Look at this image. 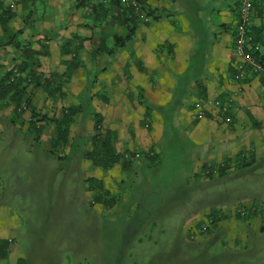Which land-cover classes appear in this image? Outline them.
Returning a JSON list of instances; mask_svg holds the SVG:
<instances>
[{
	"label": "crops",
	"instance_id": "obj_1",
	"mask_svg": "<svg viewBox=\"0 0 264 264\" xmlns=\"http://www.w3.org/2000/svg\"><path fill=\"white\" fill-rule=\"evenodd\" d=\"M37 1L0 0V74L20 57V50L12 44L14 31H18L19 40L29 42L38 51V69L45 75L55 74L60 82L53 94L40 86L35 89L32 98L40 114L60 116L65 107L81 108L74 115L68 143L64 144L69 149L76 135L85 133L79 123L84 113L82 106L63 100L74 83L92 86L90 93L103 92V100L109 104L111 98L104 91L114 93L120 102L116 106L122 109L136 103L139 113L133 123L145 127H131L128 109L127 120L123 115L116 120L99 114L103 133L109 130L113 134L114 148L133 151L134 157L131 168L126 169L121 163L99 166L101 169L94 170L101 175L94 178L107 180V170L114 167L119 177L111 180L116 184L118 180L124 181V171L131 169L139 174L147 168L150 161L144 153L150 151L155 160L163 146L161 126L166 120L174 134L181 133L183 128L196 142L200 141V152L193 153L194 180L211 179L205 173L206 165L210 167L208 173L216 171L212 167L218 164L225 165L227 160L228 173L233 168L249 166L264 155V80L254 73L240 81L233 79L236 0H145L144 8L130 16V20L116 5L107 4L106 10L95 14L77 8L75 0H46L43 5H37ZM253 3L250 30L253 36L261 38L254 48L264 50V0ZM129 24L135 27L133 35L125 44H116L115 35L128 33ZM109 61L113 67L108 68ZM93 62L101 72L99 80L94 79L96 91L93 82L80 81L87 75L82 69L91 68ZM231 97L234 102L229 106ZM198 101L205 108L203 117L197 115ZM29 114L25 109L20 117H13L11 107H3L0 125L10 123V130L16 127L28 130ZM96 114L87 117L92 120L91 128L87 129L88 145L94 134ZM47 120H40L43 128L39 136L45 139L49 150L54 122ZM212 141L219 144L215 147ZM88 145L80 148L82 157L92 150ZM261 210H249L246 222L262 216ZM259 227L264 229V223Z\"/></svg>",
	"mask_w": 264,
	"mask_h": 264
},
{
	"label": "rangeland",
	"instance_id": "obj_2",
	"mask_svg": "<svg viewBox=\"0 0 264 264\" xmlns=\"http://www.w3.org/2000/svg\"><path fill=\"white\" fill-rule=\"evenodd\" d=\"M82 73L87 75L80 81L93 82L98 90V64ZM91 87L74 83L64 95V102L84 111L79 123L85 133L76 135L70 149L61 145L53 153L40 133L1 123L0 236L10 239L11 252L0 264H17L19 257L21 264H264L259 227L264 223V155L220 177L194 180L193 153L200 152V141L183 128L174 134L166 120L154 163L139 174L124 171V181L116 184L111 179L119 173L111 167L107 180L90 188L87 179L100 176L94 169L101 165L81 156L92 126L87 117L98 113L127 120L129 110L131 127L145 128L133 123L136 103L122 109L114 93L104 91L109 104L103 92L90 93ZM108 187L114 203L106 208L97 196ZM239 208L262 209V216L246 222L247 215L237 217Z\"/></svg>",
	"mask_w": 264,
	"mask_h": 264
},
{
	"label": "trees",
	"instance_id": "obj_3",
	"mask_svg": "<svg viewBox=\"0 0 264 264\" xmlns=\"http://www.w3.org/2000/svg\"><path fill=\"white\" fill-rule=\"evenodd\" d=\"M141 6V10L144 8L145 0H138ZM253 1V0H252ZM116 5L122 9V14L126 19L130 20V16H135V12L131 8L123 7L118 0H109L105 3L102 0H75V6L77 8H85L94 11L98 14L101 9H107L105 5ZM254 5V3H253ZM120 9V10H121ZM128 33L125 35H115L116 44H125L127 40L133 35L134 26L129 24ZM251 32V30H250ZM252 33V32H251ZM253 35V34H252ZM261 40L257 35L253 36V44L251 46V51L254 57L261 63L264 64V50L254 48L255 42ZM13 47L20 50V57L15 60L13 66L3 73L0 74V109L6 106H10L12 110L13 117H20L25 109L29 110L28 130H31L36 135L39 134L43 128V124L39 123L40 120H47L54 122V133L51 138V147L49 148L51 152L55 153L54 149L58 146L68 143V135L70 127L75 120L74 115L81 111L78 106L65 107L62 110L60 116L49 117L46 113L40 114L33 102V94L35 89L43 87L46 89L48 94H53L59 89V81L55 74L45 75L38 68L40 63L37 58L38 51L27 41L15 40L12 41ZM264 38L262 39V43ZM264 80V76H262ZM101 118L99 114H96V120L94 121V134L91 139L92 150L86 152V156L92 160L95 165L101 166H113L115 163H121L126 169L131 168L134 157V152L130 150L117 151L113 146V134L109 130L103 133L100 126ZM54 148V149H53ZM145 157L149 159L150 164L154 160L153 154L150 151L144 153ZM225 161V165H220L212 167L217 169L216 171L206 172L207 168L205 166V173L208 177L212 178L215 175H225L228 162ZM218 172V173H217ZM90 188L94 187L96 178L89 177ZM105 205L111 206L114 203L113 196L110 195V190L106 189V192L102 195L97 196L98 199L102 198ZM237 217L242 214L236 212ZM10 239L0 236V260L6 259L9 254ZM21 264L20 257L17 259V264Z\"/></svg>",
	"mask_w": 264,
	"mask_h": 264
},
{
	"label": "built area",
	"instance_id": "obj_4",
	"mask_svg": "<svg viewBox=\"0 0 264 264\" xmlns=\"http://www.w3.org/2000/svg\"><path fill=\"white\" fill-rule=\"evenodd\" d=\"M107 3L109 0H102ZM123 7L131 8L134 12H138L141 8L138 0H118ZM238 22L235 30V50L236 61L234 64L233 79L240 81L248 76L249 73L259 74L264 76V64L259 62L252 54L251 46L253 44V35L250 32V25L253 14L252 0H236ZM47 42V41H46ZM234 102V97L228 100V105L231 106ZM197 115L203 117L205 108L201 101L196 103ZM255 209V208H253ZM237 212L242 215L247 214L248 210L237 209Z\"/></svg>",
	"mask_w": 264,
	"mask_h": 264
}]
</instances>
